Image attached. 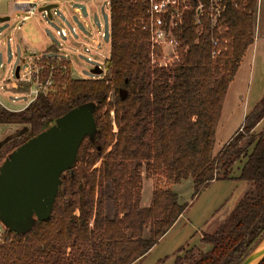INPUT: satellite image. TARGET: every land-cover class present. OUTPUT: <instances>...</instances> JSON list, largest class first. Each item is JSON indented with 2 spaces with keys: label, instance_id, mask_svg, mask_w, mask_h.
I'll list each match as a JSON object with an SVG mask.
<instances>
[{
  "label": "trees",
  "instance_id": "trees-1",
  "mask_svg": "<svg viewBox=\"0 0 264 264\" xmlns=\"http://www.w3.org/2000/svg\"><path fill=\"white\" fill-rule=\"evenodd\" d=\"M108 2L111 52L102 78H73L50 58L44 76L52 73L53 93L40 94L20 112L0 107V125L28 128L0 148V165L74 108L93 104L96 119V132L61 174L50 219L36 220L25 234L2 226L0 264H134L189 206L164 185L187 180L194 183L193 197L218 181H245L251 188L213 233L203 234L208 250L182 247L174 264H242L264 242V131L253 132L264 119V96L243 132L217 156L213 152L229 86L254 43L257 2L222 4L216 21L208 4L199 21L194 10L186 12L171 29L180 61L167 67L153 63L161 50L153 49L150 29H144L151 27L149 0ZM54 52L51 46L46 54ZM143 170L160 179L147 208L141 207ZM109 202L114 216L107 212Z\"/></svg>",
  "mask_w": 264,
  "mask_h": 264
},
{
  "label": "rangeland",
  "instance_id": "rangeland-1",
  "mask_svg": "<svg viewBox=\"0 0 264 264\" xmlns=\"http://www.w3.org/2000/svg\"><path fill=\"white\" fill-rule=\"evenodd\" d=\"M16 0H3L0 2V16H10V21L0 24V40L3 44H0V75L3 77L10 76L9 71H15L18 67H21L22 73L26 71L30 63L28 59L33 56H39L46 54V51L53 44H65L63 50L66 49V43L68 38H62L57 35V31L63 27L66 29H72L78 27L80 31L86 32L85 24L80 20L79 15L75 13L76 8H80L82 16L85 20L90 21L92 18L96 22L99 31H103L106 37L103 38V44L105 49H102L103 54L98 56L94 62H89L86 56L81 54H74L71 51L65 52L70 54L69 58L73 60V66L71 75L73 78H93L92 70L96 66L103 65V57H110L111 50V17L109 10L108 0H64V5L60 4V7L55 8L54 20H50L45 12H37L35 17H32L21 29L15 31V27L18 24V19L27 15L25 11L16 10ZM67 3V4H66ZM260 11L256 13V21L261 23V31L264 33V2L260 5ZM63 7L67 9V12L63 11ZM71 31V30H70ZM2 36H4L2 38ZM12 38V41L9 39ZM254 45L250 47L252 52ZM49 54V53H48ZM245 66V65H244ZM245 68V67H244ZM243 70L242 69L237 77H235V85L230 92L227 106L224 115L221 117L217 131L214 146V156H217L220 151L230 142L240 126L246 123L247 117H249L254 110H250L247 113L246 109H251L254 101L260 98L262 94H251L250 100L245 102L246 95L248 94V85L245 86L243 82ZM15 78V74H14ZM8 91L13 94L23 93L24 95L30 92V85H25L21 89H16L11 84H15L9 81ZM248 84V83H247ZM243 91V94L241 93ZM19 96H21L19 94ZM3 104L13 111L22 109L25 103L22 100L13 102L14 96L8 94L6 98L0 97ZM261 99V98H260ZM259 102H257V105ZM2 105H0L1 107ZM246 112V113H245ZM245 114V117H244ZM21 127L9 125H0V141L7 135L20 130ZM264 131V120L253 130L255 134H259ZM241 132V131H240ZM243 132V131H242ZM241 163H238L233 172V176L236 177L240 173ZM159 178H147L145 170H143V192L141 207L147 208L154 189L159 185ZM246 184V185H244ZM166 188H170L176 191L179 195V202L181 204L188 203V208L183 214L182 218L178 221L176 228L169 231L160 243L153 248L147 255L143 264H170L174 263L178 255L183 256L184 253H179V249L186 246L189 243H197L195 246L200 247L203 250H208L207 246L199 243V236L202 233H213L218 226L229 216V214L235 209L239 201L249 191L251 185L248 182L243 181H218L210 184L203 189L196 197L194 196V183L192 180H187L179 185L166 184ZM246 186V187H245ZM108 195L112 194L111 188L107 190ZM152 202V201H151ZM151 205V204H150ZM149 207V206H148ZM107 212L110 216L115 214V205L113 202H109L107 206ZM4 221V222H3ZM1 222L11 227L12 223L3 220ZM176 225V224H175ZM27 227L17 226V230L25 231ZM148 236L149 230L146 231ZM195 247L194 245H188L189 247ZM70 253V250L68 251ZM168 258L167 261H160V259Z\"/></svg>",
  "mask_w": 264,
  "mask_h": 264
},
{
  "label": "water",
  "instance_id": "water-1",
  "mask_svg": "<svg viewBox=\"0 0 264 264\" xmlns=\"http://www.w3.org/2000/svg\"><path fill=\"white\" fill-rule=\"evenodd\" d=\"M55 8L57 4H50L40 12L46 11L53 20ZM8 21L10 16L0 17V24ZM92 73L100 76L103 70L96 68ZM126 95L127 90L121 89V99ZM94 110L93 104L72 109L53 126L18 147L0 165V222L12 223L11 227L2 223L6 228L25 234L36 220L50 219L61 187V174L73 167L86 136L96 132ZM27 131L28 128H23L10 134L0 148ZM17 226L27 230H17ZM263 260L264 242L242 264H260Z\"/></svg>",
  "mask_w": 264,
  "mask_h": 264
},
{
  "label": "built area",
  "instance_id": "built-area-1",
  "mask_svg": "<svg viewBox=\"0 0 264 264\" xmlns=\"http://www.w3.org/2000/svg\"><path fill=\"white\" fill-rule=\"evenodd\" d=\"M1 1L3 0H0V2ZM239 1L249 0H149L151 27L148 28V25L145 26L144 29H150L151 44L153 49L157 47L161 50V55L159 57H155V55H152L153 63H158L160 66L167 67L180 61V43L172 35L171 29L177 27L183 22V17L186 12L194 10L197 15V20L199 21L200 17L206 12V4H208L210 6L209 9L212 13L211 17L214 21H216V18L220 15L221 11L224 10L222 4H226L229 2L237 4ZM255 1L257 2L258 9L264 2V0ZM50 4H57V7H60V4L64 5V0H16V10L25 11L27 15L18 19V24L14 30L17 31L21 29V26L29 21L32 17H35L37 15V12L40 11L42 7L48 6ZM53 10L52 14L54 20L55 13ZM44 12L47 14L46 11ZM74 12L77 13L80 20L84 22L86 32L80 31L78 27H73L72 29H66L65 27H63L61 30L57 31L58 36L62 38H68V42L66 43L67 47L65 50L62 49L63 45L65 46V44H53L52 46L56 48V52L31 57V59H28L30 65L24 73H22L21 67H18V77L17 70L12 72V68L9 71L10 76L3 77L0 75V97L6 98V96L10 94L14 96V103L20 101V99L22 100V103H25L22 109L15 112H20L27 109L37 100L40 94L50 95L54 92L55 81L52 77V73L47 77L44 76V71L48 70L50 66L49 63L46 62L47 59L53 58L57 61V65H59L60 68H62L63 70L72 71L73 60L69 58L70 54H66L65 52L71 51L74 54H81L83 56H86L89 62L96 61L97 59H99L98 56L100 55L99 57H101V55L103 54L102 49H105L103 38L106 37V34L103 31H99V28L93 18L90 21L85 20L82 16V11L80 8H76ZM166 19L170 20L169 25L165 21ZM3 37L4 36H2V38ZM9 40L12 41V38H10ZM0 44H3L1 40ZM214 44L218 45L217 41H215ZM213 55H216V52H214ZM108 58L109 57H103L102 62L104 68H102V66L100 65L94 68H100L101 70H103V74L100 76L93 75V79L103 77L104 72L106 71L105 62ZM0 67L4 68L3 65H1ZM51 69L54 70L55 66H52ZM9 81L15 83L11 85L16 89H21L24 86L22 83H16V81L23 82L25 85H30V92L26 95L23 94L25 92L13 94L12 92L8 91V85L10 84ZM19 94L21 96H19ZM0 105H2L1 107L8 109L3 104L1 99ZM8 110L13 111L11 109ZM240 131L242 132L243 129H240ZM3 234L4 230L0 223V241L3 239Z\"/></svg>",
  "mask_w": 264,
  "mask_h": 264
},
{
  "label": "crops",
  "instance_id": "crops-1",
  "mask_svg": "<svg viewBox=\"0 0 264 264\" xmlns=\"http://www.w3.org/2000/svg\"><path fill=\"white\" fill-rule=\"evenodd\" d=\"M261 7V6H260ZM260 7H259V9L257 10V13L260 11ZM63 11L64 12H67V9L66 8H64L63 7ZM68 13V12H67ZM69 14V13H68ZM82 21V20H81ZM252 45H254V47H253V50H252V52H250L251 50H250V47L252 46ZM249 48H248V50H247V52H246V54H245V56H244V58H243V60H242V63H241V66H240V68H239V70L237 71V73H236V76L235 77H237L238 75H239V73H240V71L242 70V69H244L243 70V82L245 83V86L246 85H248V91H247V95H246V98H245V102L247 103V101L248 100H250V98H251V95L249 96V93H251L252 95L253 94H262V93H264V33L261 31V23H259V21L257 22L256 21V23H255V39H254V43L252 44ZM245 65V66H244ZM245 67V68H244ZM235 82H236V80H235V78H234V80H233V82L230 84V86H229V89H228V92H227V95H226V99H225V102H224V106H223V109H222V116L224 115V112H225V109H226V106H227V102H228V98H229V95H230V92L232 91V89H233V87H234V85H235ZM248 83V84H247ZM242 94H243V91L241 92ZM263 96H264V94L263 95H260V98L262 99L263 98ZM260 98H257L256 99V101H254V103H253V105H252V107H250L251 109H246L245 111L247 112V113H249V111L250 110H254L255 109V107L257 106V102H260L261 101V99ZM245 112V113H246ZM221 116V117H222ZM244 117H245V114H244ZM264 120V119H263ZM219 125V124H218ZM3 126V125H2ZM4 126H6V125H4ZM243 127V125L242 126H240V128L238 129V131L235 133V135L240 131V129ZM15 133V132H14ZM11 134H13V133H11ZM234 135V136H235ZM7 136H9V135H7ZM6 136V137H7ZM233 136V137H234ZM5 137V138H6ZM4 138V139H5ZM4 139H2L1 141H0V143L4 140ZM232 140V139H231ZM230 140V141H231ZM215 146V145H214ZM240 174V173H239ZM239 176V175H238ZM238 176H236V177H238ZM229 181H231V180H229ZM234 181H238V180H234ZM223 182H228V181H223ZM243 182H245V181H243ZM244 185H246V184H244ZM246 187V186H245ZM152 201V200H151ZM151 201H150V203H149V205H147V207L148 206H150V204H151ZM183 216V215H182ZM182 216L180 217V218H182ZM180 221V220H179ZM179 221H178V223H179ZM178 223H176V225L172 228V229H174V228H176L177 227V225H178ZM171 229V230H172ZM170 230V231H171ZM170 232H168L166 235H168ZM165 235V236H166ZM164 236V237H165ZM163 237V238H164ZM162 238V239H163ZM161 239V240H162ZM201 239H202V233L200 234V236H199V243H200V241H201ZM160 240V241H161ZM160 243V242H159ZM158 243V244H159ZM157 244V245H158ZM197 243H189V244H187L186 246H184V247H187L188 245H196ZM156 245V246H157ZM155 246V247H156ZM155 247H154V249H155ZM191 247V246H190ZM157 248V247H156ZM152 251V250H151ZM150 251V252H151ZM149 252V253H150ZM148 253V254H149ZM146 258H147V256L145 257V258H143V259H141V260H138L137 262H135L134 264H143L144 263V261L146 260ZM164 259H160V261H163ZM174 263H175V261H174ZM174 263H170V264H174Z\"/></svg>",
  "mask_w": 264,
  "mask_h": 264
}]
</instances>
